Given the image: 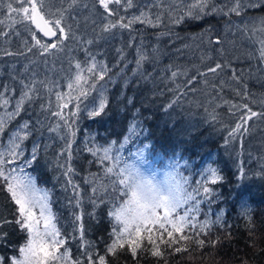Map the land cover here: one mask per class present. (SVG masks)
Here are the masks:
<instances>
[{
	"label": "trees",
	"instance_id": "obj_1",
	"mask_svg": "<svg viewBox=\"0 0 264 264\" xmlns=\"http://www.w3.org/2000/svg\"><path fill=\"white\" fill-rule=\"evenodd\" d=\"M36 2L39 4V0ZM69 2L44 0L41 12L46 19H52L54 17L49 13H55L58 8H68ZM190 2L185 0L186 4ZM121 3L123 5L124 0ZM216 5L225 10L231 6L228 0H216ZM170 6L171 0L162 3L158 0H132L131 8L110 4L109 8L119 14L108 17L113 22L123 16L127 23L141 12L153 21L158 14L163 19L156 27L137 22L129 29L104 31L108 22L104 17L108 14L103 8L96 0H78L67 20L76 38L64 39L63 45L52 49L50 55L32 47L35 40L25 30L26 25L35 33L36 39L46 44L50 42L33 28L30 21L16 24L12 29L6 26L9 22L6 9L0 11V20L5 21L4 25H0V32L8 33L0 35V93L9 101L6 108L0 107V117L6 120L0 143L7 145L11 133L23 122L29 123L31 134L21 144L24 158L31 157L34 144L39 146V155L26 171L35 178L38 187L50 191L56 224L66 240L64 247L71 250L73 260L79 257L87 264L81 253L88 245L80 247L82 241L78 227L83 223L84 240L95 246L92 249L96 254L93 259L106 255L108 264H264V118L249 120L240 132L233 135L245 110L237 111L231 107L232 104H247L255 112H264V63L259 60L257 51L260 47L258 41L264 38V34L259 31L253 33V27H258V18L264 17V5L244 7L239 16L235 13L228 16L213 14L200 20L186 17L180 24L169 22L166 10ZM245 25L247 31L244 30ZM206 29H210L208 35L213 41L220 39L222 44L209 45L208 36H201ZM58 38H61L59 31L52 40L56 43ZM141 41V50L147 51L150 57V62L143 65L147 80L139 74L133 75ZM28 48L32 51H27ZM153 48L158 51L153 53ZM221 48L223 54L219 51ZM86 53L105 64L108 72L102 80L94 79L87 71L83 72L82 75L87 77V84L83 85L87 96L77 100L78 91L72 90L71 102L62 109L69 116L70 123L75 120L76 136L72 144L71 163L75 169L72 179L80 186L81 205L77 207L71 187L66 185L67 178L62 175L63 169L58 167V164L66 162V154L59 155L65 141L50 132L49 128L57 123V117L51 115L57 110L55 93L70 91L67 83L76 74L75 64L80 62L83 68H87L89 56ZM249 53L252 58H249ZM209 55L211 59H201ZM216 62L230 63L231 68L215 76L208 73L210 84L216 86L212 88L203 83L205 77L200 76L197 69L206 72L208 66H214ZM169 65L171 71L181 73L174 80ZM232 69L237 74L242 70L247 98L235 95L233 88L239 85L230 79ZM33 78L46 83L58 82L59 86H53L51 94L38 86L37 98L25 102L20 114L8 121L5 114L14 110L20 98L21 81L27 83ZM221 81L225 82L223 86ZM93 83L95 88L90 89ZM101 95L107 101L104 111L100 116L89 117L88 111L98 106ZM49 101L50 111L47 107L42 110L41 104L47 106ZM67 102L68 98L64 97L60 103ZM77 104L80 105L78 114L72 118L71 113L77 111ZM134 122H138L135 135L131 133ZM60 123L63 124L62 121ZM60 134H64L63 127ZM90 136L94 140L89 142V147L108 146L115 142L123 160L147 157L158 166L175 168L189 178L192 187L203 183L212 188L213 195L208 198L210 202L202 204L204 215L197 219L202 220L212 213L211 219L215 220V213L222 210V225L205 229L206 235L200 236L205 240L203 246H198L194 235L192 239L180 241L181 234L174 233L177 243L171 246L170 242L161 244V257L150 254L152 246L147 239L142 241L136 257L131 255L127 245L122 250L118 249L115 256L107 254V246L113 239L107 201L115 203L121 197L112 192L109 180L103 178L101 172V168L110 166V162L105 161L101 166L87 151L84 142ZM89 161H93L91 165ZM21 162L19 160L9 167H18ZM209 167L223 177L221 182L213 185L208 180H202V174ZM90 173L98 174L102 183L109 185L107 194L101 195L106 202L98 201L99 206L95 208L89 202L91 186L85 184V177H89ZM200 190L202 193V188ZM17 207L0 180V237H3L0 239V256L5 257V264H10L11 258L19 255V247L26 241V235L14 223L18 218ZM74 214L80 215L81 220L75 221ZM156 229L158 244L160 237L169 240L166 232L159 230L158 226ZM190 231L186 228L183 234L187 235ZM177 247L187 250L176 252Z\"/></svg>",
	"mask_w": 264,
	"mask_h": 264
},
{
	"label": "snow or ice",
	"instance_id": "obj_2",
	"mask_svg": "<svg viewBox=\"0 0 264 264\" xmlns=\"http://www.w3.org/2000/svg\"><path fill=\"white\" fill-rule=\"evenodd\" d=\"M104 12L108 15L104 17L108 22L104 25V31H111L112 29H129L134 23H144L152 27L158 26L163 17L158 14L155 17V21L141 12L138 16H133L131 19L124 22L125 18L119 16V18L113 22L109 20L108 17L113 14L119 15L117 11L110 9V4H115L117 7L123 6L126 8L132 7V0H124L122 5L121 0H96ZM164 0H158V3H162ZM230 7L225 10L224 7H218L216 5V0H191L190 3H185V0H171V5L166 11L168 15L169 22L171 24H180L184 19L190 18L194 20H200L208 15H222L228 16L231 13L240 15L244 7H258L264 5V0H228ZM78 0H70L68 8L57 9L55 13H49V16L54 17L52 19H46L45 15L41 12L44 8V0H39L37 4L36 0H0V11L6 9L8 13V24L9 28L14 29L16 24H25L26 21H30L34 24L44 36H56L57 31L61 33V38H58L56 43L46 44L42 43L41 40L36 39V35L32 32L30 26L25 27L26 31L32 35L35 44L32 47L38 48L42 54H52V49L59 48L63 45L64 39L72 38L75 39L74 33H72V25L67 23L71 11L77 5ZM14 4L17 6L14 7ZM29 5V6H25ZM62 23L64 26H62ZM5 21L0 20V25H4ZM67 29V31H66ZM245 31H247V25H245ZM259 31L264 34V17L258 18V27H253V33L255 34ZM210 29H206L201 36H208V44L221 45L222 41L220 39L212 40L211 36L208 35ZM8 33L0 32V35H7ZM18 34V33H17ZM161 35H167V33H161ZM91 44L92 41H87ZM258 43L260 44L259 49V60L264 63V38H261ZM143 41H141V46L137 48V59H136V71L133 75H141V77L147 80V76L143 73V65L146 62H150V57L147 51H142ZM27 51H32V48H28ZM153 53L158 50L153 48ZM221 54H223V49H219ZM7 55H12V53H6ZM89 56L87 68H83L80 62L75 64L76 74L74 78H70L67 87L70 90L68 93L56 92L57 99V110L51 112L52 116L57 117V123L49 128V131L56 133L59 139L65 141V147L59 153L63 156L66 154V162L64 165H59L58 167L63 169L62 175L66 177V185L71 187L73 192V199L75 200V206L79 207L81 205L80 197V186L76 184L72 179V174L75 169L72 166V144L75 140V120L71 123L69 122V116L64 114L62 109L68 107V103L71 102L72 96L71 91L77 90L78 95L75 99L79 100L80 97H86L87 92L84 91L83 85L87 84V77L82 75L83 72L87 71L92 74L94 79L102 80L108 72V68L102 62L95 59V56L86 53ZM249 58H252V54L249 53ZM204 59H211V56L202 57ZM171 71V65L168 66ZM231 68L230 63H220L216 62L214 66H208L206 72H197L200 76L205 77L203 83L206 86L215 88V84H210L207 79L208 73L213 74V76L218 75L225 69ZM25 71H27V66H25ZM177 71H171V77L173 80L180 75ZM186 75L187 73H183ZM242 70L240 74H237L235 69H232L231 81H234L239 87L233 88L236 96L241 98H247V86L242 82ZM83 81V84L81 83ZM190 82V81H189ZM225 84L221 81V85ZM22 90L20 93L19 100L16 101V105L13 111L6 112L7 120L10 121L20 114L23 110L25 102H31L37 98L40 87L42 86L47 90L49 94L53 91V86H59L58 82L46 83L42 80L31 79L29 82L25 83L21 81ZM230 86V85H229ZM180 87V85H177ZM95 88V83L90 85V89ZM64 97L68 98L67 103H60L64 100ZM9 101L4 98L3 93H0V107L6 108ZM225 103H229L225 101ZM107 101L101 95L99 97L98 106L93 107L91 111H88L87 115L89 117L100 116L106 107ZM50 111L51 101L46 106L41 104V109ZM232 109L239 111L244 109L240 116L241 123L236 124L233 130V135L240 132L242 128L245 127L247 122L253 118H264V112H255L247 104H232ZM77 111L71 113V117L75 118L78 114L80 105H76ZM63 122L61 124L60 122ZM138 122H134L132 125L131 133L136 134V126ZM6 127V120L4 117H0V134L3 133ZM63 127L64 134H60V129ZM246 130V129H245ZM23 133V134H22ZM31 134L29 129V123L27 121L23 122L19 128L11 133L8 139L7 145L0 143V180L6 185L7 192L11 195L12 201L18 206V218L15 219L14 223L19 227V229L26 235V241L22 246L19 247V255L13 256L10 260V264H84L83 259L77 258L75 260L71 259V250L64 247L66 240L61 234V230L57 227L56 216L52 211L50 204V191L46 188H41L37 186L35 178L26 171L28 167H31L33 162L37 159L39 155V146L34 144L32 147L31 157L24 158V149L21 144L24 140L28 138ZM66 137H71L72 139H66ZM127 137L125 142H127ZM93 137H89L86 140L85 147L89 153H91L93 160L98 162L99 165L103 166L105 161L110 162V166L102 167L101 172L103 178L109 180L110 187L113 193H116L118 199L115 203L107 201L110 205L108 211V216L111 218L113 224L112 231L110 233L113 237L111 243L107 246L106 253L115 256L117 250H122L127 245L129 251L133 257H136L138 249L142 247V241L147 239L148 243L152 246L150 254L153 257H161L162 252L160 250V245L164 243H169V246L176 244L177 240L174 238V233H180V241H187L196 238V243L198 246H203L205 240L201 239V234H205V229L210 230L213 225H222L221 217L223 211L215 213L216 219H211L212 213H208L206 217L202 220H198L197 217L204 215L201 212L202 204L205 202H210L209 197L213 195V190L210 187L204 186L203 183L198 184L197 187L191 186V181L188 177L184 176L185 185L191 189L189 191L188 197L182 200L176 206H157L150 207L141 204L136 199V193H131V199H126L127 196V176L125 175V169L121 167V161L123 157L121 156L119 149L115 146V142H111L108 146L97 145L96 147H89V142L93 141ZM122 147V145H121ZM23 158V159H22ZM22 160L18 167H9V165H15L17 161ZM93 161H89L91 165ZM202 180H208L211 184L215 185L223 180V177L218 174V171L214 168H207L205 173L202 174ZM85 184L91 186L92 195L89 197V202L93 207H98V201L100 203H105L106 201L101 199V195H106L109 185L102 183L101 177L96 173H90L89 177H85ZM202 188V193L201 189ZM67 190V188L65 189ZM203 195V199L201 196ZM135 205V208L132 207ZM182 212V214H181ZM75 221H80L81 216L75 215ZM250 219V217H249ZM169 226L171 230H169ZM163 230L167 233L168 241H165L160 237V243H157V229ZM79 235L82 241L80 247L84 248L87 244L88 247L84 248L81 256L87 259V264H108L106 255H99L97 259H93L94 251L92 250L95 246L90 242L84 240V225L79 224ZM191 229L189 234L184 235L185 229ZM74 231L76 228L74 227ZM144 234H147L146 236ZM3 237H0L2 239ZM75 239V237H72ZM64 248L63 251L61 249ZM186 251L187 249H181L177 247L176 252ZM0 264H5V257L0 256Z\"/></svg>",
	"mask_w": 264,
	"mask_h": 264
},
{
	"label": "clouds",
	"instance_id": "obj_3",
	"mask_svg": "<svg viewBox=\"0 0 264 264\" xmlns=\"http://www.w3.org/2000/svg\"><path fill=\"white\" fill-rule=\"evenodd\" d=\"M121 167L127 176L126 199L135 192L139 203L154 208L176 206L188 197L190 189L184 183V175L175 168L158 166L147 157L122 160Z\"/></svg>",
	"mask_w": 264,
	"mask_h": 264
},
{
	"label": "water",
	"instance_id": "obj_4",
	"mask_svg": "<svg viewBox=\"0 0 264 264\" xmlns=\"http://www.w3.org/2000/svg\"><path fill=\"white\" fill-rule=\"evenodd\" d=\"M34 25V24H33ZM35 26V25H34ZM35 28H36V26H35ZM37 29V28H36ZM38 31H39V29H37ZM40 32V31H39ZM42 33V32H41ZM43 34V33H42ZM46 37H48V38H51V36H46Z\"/></svg>",
	"mask_w": 264,
	"mask_h": 264
}]
</instances>
